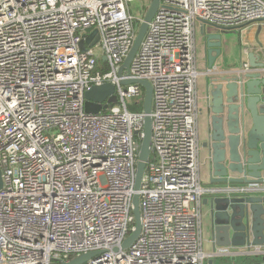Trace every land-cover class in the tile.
<instances>
[{"label":"built area","instance_id":"obj_1","mask_svg":"<svg viewBox=\"0 0 264 264\" xmlns=\"http://www.w3.org/2000/svg\"><path fill=\"white\" fill-rule=\"evenodd\" d=\"M135 1L0 0V264H60L91 251L98 254L82 264H204L233 255L201 249L194 26L255 27L264 0H159L119 73L142 20L128 9ZM94 29L97 44L80 51ZM102 57L106 71L95 69ZM128 79L152 87L138 190L144 113L126 100L139 104L143 93ZM103 83L115 86L116 102L87 113L85 91ZM134 194L140 232L122 249L134 229ZM244 247L237 255H264L260 245Z\"/></svg>","mask_w":264,"mask_h":264},{"label":"water","instance_id":"obj_2","mask_svg":"<svg viewBox=\"0 0 264 264\" xmlns=\"http://www.w3.org/2000/svg\"><path fill=\"white\" fill-rule=\"evenodd\" d=\"M158 4L159 0H150L136 30L133 44L119 67V73L123 69H129V64ZM262 24L264 20H259L253 43L246 45L249 49L248 65L253 70L242 72L238 77H232L226 82V89L229 91L227 93L229 101L227 128L222 116L221 120L213 125V130L204 143L210 156V184L218 186L214 190H209L212 194L209 200L208 198L203 200V203H208L210 207V238L215 247L264 245V40L259 39L263 29ZM241 27H223L205 21L199 22V33L209 68L213 67L215 60L228 50V42L226 43L224 35L233 31L239 35ZM96 33L94 29L81 40L80 51H85L87 46L94 45ZM238 46L240 48V43ZM123 83H137L143 89V138L134 181V188L138 190L150 154L151 118L149 114L152 105V87L144 79H128ZM114 92L115 86L110 83L92 85L84 94L85 111L95 114L105 109ZM132 204L134 229L123 240L122 249L130 247L140 232L137 194L133 195ZM96 254L98 251L87 252L67 262L61 261L60 264H82ZM263 262L255 261L252 264H264ZM208 264H212V259L208 260Z\"/></svg>","mask_w":264,"mask_h":264},{"label":"crops","instance_id":"obj_3","mask_svg":"<svg viewBox=\"0 0 264 264\" xmlns=\"http://www.w3.org/2000/svg\"><path fill=\"white\" fill-rule=\"evenodd\" d=\"M262 32L259 36V39L264 40V24ZM257 24L255 27H249L247 29H241L240 34L238 35L240 40V48L238 43H233L232 39L228 37V34L224 35L225 41L228 46V50L224 52L222 56H219L215 62L214 66L209 68L207 66L204 47L201 40L200 55L198 61L196 60V50H195V65L198 71V76L195 84V99H196V130H197V141H198V178L199 183L202 189V194L199 199V204L197 203L199 214H200V231L201 235L205 234V239L201 236L203 246V240L206 246V251L202 249L205 254H213L219 249L226 248L230 250L233 255H227L233 264H243L237 253L243 252L245 250L244 246L242 247H221L216 246L212 243L210 238V228H211V218H210V207L209 204H204L203 200L212 197V194L209 190H214L216 185L210 184V156L208 148L204 146V143L208 139V135L213 130V125L217 124L221 120L222 116L224 118L225 127L227 128L228 116H229V101L227 93L229 92L226 89V82L233 78L238 77V75L245 71H252L248 65L247 70L244 68V64L248 63L247 54L249 49L246 45L252 44L254 41V34ZM238 34V33H237ZM195 40V35H194ZM195 43V42H194ZM231 43V44H230ZM232 45V46H230ZM237 45V46H236ZM234 48V49H233ZM217 120V121H215ZM249 246V245H246ZM252 247V246H251ZM264 247V246H260ZM252 249V248H251ZM213 251V252H212ZM242 255V254H240ZM252 255V254H249ZM218 257V256H217ZM243 258V257H242ZM264 259V255L262 257ZM212 264H213V258ZM215 259V258H214ZM208 258L204 261V264H208ZM259 261V260H257ZM264 263V262H263Z\"/></svg>","mask_w":264,"mask_h":264},{"label":"rangeland","instance_id":"obj_4","mask_svg":"<svg viewBox=\"0 0 264 264\" xmlns=\"http://www.w3.org/2000/svg\"><path fill=\"white\" fill-rule=\"evenodd\" d=\"M149 3H150V1L146 2V0L131 2V3L128 4V9L130 10V12H131V14L133 15L134 18H138L139 19V18H141V17L144 16V14H145L148 6H149ZM139 24L140 23H136V25H135L136 26V29H138ZM227 34H228V37L230 39L233 38L231 40L232 41L231 42L232 45H233V43L237 44V41H236L237 40V37L236 36L238 35L237 32L233 31V32L227 33ZM194 35H195L196 60L198 61V57L200 55L199 51H200V48H201L200 45H201V40H202L201 35L199 33V23L198 22H196L195 23V26H194ZM98 40H99V36L96 35L95 38H94V42H95L94 45L97 44L96 42H98ZM94 51L96 53H99V50L97 48L94 49ZM99 59H103V57L102 58H99ZM103 62H104V59H103ZM115 100H116L115 95H111L110 98H109V102L112 103V102H115ZM126 103H127V106L129 107L128 110H130L131 107H136L135 108V111H141L142 108H143V101H140L139 104H138L137 99H129V100L126 101ZM201 224H202V221H201ZM201 236H203V239H205V234L203 235V232H202V235ZM201 244H202V240H201ZM202 249L204 251H206V246H205L204 240H203Z\"/></svg>","mask_w":264,"mask_h":264},{"label":"trees","instance_id":"obj_5","mask_svg":"<svg viewBox=\"0 0 264 264\" xmlns=\"http://www.w3.org/2000/svg\"><path fill=\"white\" fill-rule=\"evenodd\" d=\"M95 69H101V71H106L109 68L106 65V63L103 62V59H97V63H96ZM141 91L143 93V89L142 88H141ZM127 100H129V99H127ZM112 104L113 103H108L107 106H110ZM135 108L136 107H131L130 110L131 111H135ZM127 109H129L128 106H127ZM239 257H240V259H238V261H235L236 263L241 261V263L252 264L253 262H255L257 260L264 261V259L262 258L263 256H261V255H246V254H242V255H239ZM213 264H233V262H232V260H230V258L228 256H218V257H215V259L213 258Z\"/></svg>","mask_w":264,"mask_h":264},{"label":"flooded vegetation","instance_id":"obj_6","mask_svg":"<svg viewBox=\"0 0 264 264\" xmlns=\"http://www.w3.org/2000/svg\"><path fill=\"white\" fill-rule=\"evenodd\" d=\"M236 37H237V40H236V41H237V43L239 44V42H240L241 38H239V36H238V35H237ZM236 41H235V42H236Z\"/></svg>","mask_w":264,"mask_h":264},{"label":"bare ground","instance_id":"obj_7","mask_svg":"<svg viewBox=\"0 0 264 264\" xmlns=\"http://www.w3.org/2000/svg\"><path fill=\"white\" fill-rule=\"evenodd\" d=\"M207 64V63H206ZM230 251V250H229ZM213 252V251H212Z\"/></svg>","mask_w":264,"mask_h":264}]
</instances>
